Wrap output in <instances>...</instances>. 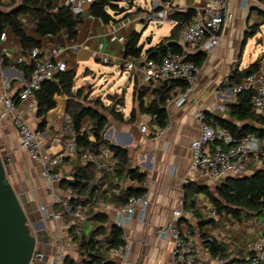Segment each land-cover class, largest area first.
Returning <instances> with one entry per match:
<instances>
[{
    "label": "crops",
    "instance_id": "0c3cea01",
    "mask_svg": "<svg viewBox=\"0 0 264 264\" xmlns=\"http://www.w3.org/2000/svg\"><path fill=\"white\" fill-rule=\"evenodd\" d=\"M156 1L159 0H154L153 5ZM15 2L14 7L18 6L21 0ZM171 2L175 13L189 11L194 13L201 9L208 0H172ZM4 3L8 4L9 2ZM89 8L84 11L85 19L79 26L76 40L70 39L67 30H63L55 36H40L33 17L28 13L21 14V21L25 31L31 37L41 41L40 46L44 48L57 46L64 49V59L68 63V71H73L76 74L74 91L84 87L87 82H98L94 85L93 91L87 90L86 93H89L90 99L103 96L101 97L103 103L106 106H111V109L105 112L108 118L104 129L105 139L126 148L132 166L146 175L142 185L146 189L144 194L149 200V205L145 212L138 208L132 219L122 228L123 235L131 243L128 254L129 264H171L172 236L170 234L158 235L159 230L171 221L178 223L179 227L191 236L198 247L204 246L206 238H216L227 245V256L244 255L248 252L250 244L264 235V224L259 220L254 225L227 214L212 216L213 205L209 197L204 192L197 193L192 189L195 186H209L212 190V185L216 186L219 182H213L207 176L194 174L191 171V143L200 135V125L196 119V113L199 110L207 112L215 120L218 118L230 119L235 124L242 125L241 122L231 118L229 114L228 109L236 101L237 96L230 93L226 84L230 80L234 81L232 77L235 70H243L255 61L246 62L243 60V56L250 41L257 37V43L263 47L258 58H261V70H264V39H262L264 5L260 0H232L233 19L224 25L219 46L210 52L200 48L194 53V55L203 53L205 58L199 66L198 78L193 84L189 96L182 104H179L177 99L183 92L178 89V93L166 103L168 123L165 132L161 135L158 134V129L161 127L155 123V117L149 112L140 111V105L135 101L136 89L142 86L149 87L150 90L144 97V103L150 107L154 97L153 89L158 86L142 80L134 72L125 68L126 61L136 59L133 56L126 57V44L133 32L141 34L140 45L143 47L141 57L147 56L146 51L149 48L154 47L162 38L170 35L176 24L175 20L171 18L172 21L160 22L153 26V29L156 30L167 23L169 25L167 35L156 38L152 33L145 37L143 31L148 24L144 21V15L147 10L140 13L139 10L142 8H135L134 3L129 6V11L123 15L114 16L116 19L109 23L89 15L86 12ZM0 9L5 10L3 7ZM252 24L259 25L258 32L253 37L246 38ZM5 29L8 37L1 43L0 49L12 62L15 58L23 55L22 42L11 27ZM179 43L182 46L181 32ZM100 56L110 57V62L106 63L110 65V69L102 70L92 65L94 60L103 62ZM116 69L120 74H124V72L129 74L125 88L112 92L110 86L105 90V85L109 83ZM27 79L23 70L17 68L16 65L4 67L0 74V91L8 84L9 95L16 97ZM102 79L105 80V83L100 85L99 82ZM114 94H119V99L124 98V105L117 104V101L112 102L110 96ZM67 100L68 97L64 94L55 95L56 107L50 110L45 117H38L35 97L27 101H18L16 104L17 109L25 113L27 121L34 129L48 132L44 146L52 153L60 151L63 147L62 136H50L49 132L52 129L61 128L62 135H65L61 124L67 116ZM31 101L34 102L35 109L27 111V105ZM221 103H224L227 108L225 112L217 110L218 104ZM133 111L134 117L131 119ZM115 113H122L123 120L117 119ZM83 123L89 128L91 126L90 118L87 117ZM41 125L43 129H40ZM144 128L147 130L145 131ZM0 148L8 162L9 178L19 192L27 198L30 212L35 220L38 221L40 216L38 209L40 203H49L53 197L58 195L71 197L70 188L62 182L51 184L41 177V165L19 145L11 116L0 118ZM72 160L64 162L59 167L63 180L72 178L74 172ZM262 166L263 161L255 162L245 174L250 175L256 168ZM99 173H97V183H99ZM186 180L189 181L186 182ZM110 181L111 179L108 177L101 192L93 197L92 205L94 213H102L107 217L105 224L107 229L117 226L118 209L121 207V201L117 195H120L123 189L141 185L124 176L113 178V185L108 186ZM87 208L89 212L90 209ZM176 209L183 210V216L180 219L174 217L173 212ZM100 223V221L86 217L81 220V228L88 234ZM42 230L48 235L44 242L47 259L43 264H49L50 256L55 254L58 248L57 231L54 222H48ZM69 255L76 261L85 258L80 255L78 246L74 242Z\"/></svg>",
    "mask_w": 264,
    "mask_h": 264
},
{
    "label": "built area",
    "instance_id": "2783aa9c",
    "mask_svg": "<svg viewBox=\"0 0 264 264\" xmlns=\"http://www.w3.org/2000/svg\"><path fill=\"white\" fill-rule=\"evenodd\" d=\"M2 1L10 2V0ZM63 2L73 12L81 13L96 0H64ZM260 2L264 5V0H260ZM173 13L175 12L171 1L159 0L154 3L151 10L146 12L144 21L148 25L151 22L159 24L160 22L172 21L170 16ZM232 19V0H208L201 9L192 13L188 20L181 23L182 48L180 52H168L160 61L142 56L135 60L126 61L124 66L142 80L152 82L156 86L168 78L185 80L187 87L177 99L178 103L182 104L192 91L199 73V65L191 56L200 48L210 52L219 46L222 29ZM7 37L6 29L0 24V45ZM31 57L34 60L32 72L17 96L9 95L8 84L0 91V118L11 116L12 125L18 135L19 145L29 153L33 160L41 165V177L51 184L61 183L63 175L59 167L66 159L79 160L83 163L96 162L100 172L98 178L102 176L103 172L113 171L116 160L111 150L103 148L100 153L87 152L81 155V149L78 148L74 136L67 138L62 149L56 153L49 152L45 148L44 142L48 132L34 129L27 121L25 113L17 109L16 104L18 101H27L33 98L43 82L67 72L69 67L64 59V49L57 46L50 48L35 46L31 50ZM7 58V55L0 49V74L3 72V65ZM100 58L105 63H109L111 60L109 56H100ZM12 62L15 64L23 63L24 56H19ZM226 86L234 96L246 90L252 91L253 109L256 113L264 115V70L260 69L250 73L240 81L230 80ZM34 109V102H29L27 111ZM217 110L225 112V104H218ZM196 119L200 125V135L191 143L190 169L194 174H203L213 182H220L228 176H242L255 162H262L264 136L248 133L242 138H236L228 129L223 128L215 118L202 110L197 111ZM64 122L67 132L73 134L71 122L67 116L64 118ZM165 129L166 127L159 128L158 134H163ZM144 130L146 131L147 128ZM188 181L186 180V182ZM148 205L149 200L145 194L131 195L127 202L118 209L117 226L123 228L132 219L138 208L145 212ZM38 209L40 213L38 222L45 226L48 222H54L58 234V248L56 253L50 256L49 264H66L73 243L71 230L76 220L85 218L88 208L82 204H78L74 208L70 203L69 196L58 195L53 197L49 203H40ZM216 213V208L213 206L212 216L217 215ZM65 214L69 220L65 219ZM173 214L175 219H180L183 216V210L176 209ZM30 225L32 230L37 231L34 223H30ZM166 234H170L173 240L171 264H262L264 262V235L251 243L248 252L244 255L227 256L214 255L210 247L205 245L198 247L191 236L183 231L175 221H171L158 232L159 236ZM122 238L121 244L106 247L112 264H129L128 254L131 243L125 235ZM65 239H68V242H65ZM85 258L89 259L90 257L85 255ZM46 259L47 253L36 247L29 264H43Z\"/></svg>",
    "mask_w": 264,
    "mask_h": 264
},
{
    "label": "trees",
    "instance_id": "16d2710c",
    "mask_svg": "<svg viewBox=\"0 0 264 264\" xmlns=\"http://www.w3.org/2000/svg\"><path fill=\"white\" fill-rule=\"evenodd\" d=\"M16 0H13L15 2ZM64 0H21L18 6L14 7L13 2L4 3L0 0V24L3 28L11 27L14 33L21 39L24 62L15 64L7 58L3 65L14 66L23 70L25 77L29 78L33 67V58L31 50L35 46H40L41 41L31 37L24 29L21 14L28 13L33 17L37 32L40 36H55L63 30H67L70 39L76 40L79 33V26L84 22L85 12L75 13L71 8L64 4ZM130 0H96L86 11L89 15L100 18L103 22L109 23L116 18L113 12L120 10L121 5ZM172 1V0H162ZM193 12L187 13L176 12L171 14L175 20L169 36L164 37L154 47L146 51V55L156 61H160L168 52H180L181 44L179 36L181 32V23L188 20ZM264 14V13H263ZM259 25L252 24L246 38L253 37L258 32ZM141 34L133 32L126 44V57L133 56L140 58L143 47L140 45ZM192 59L200 66L204 61L203 53L193 54ZM261 69V58L259 57L247 68L235 70L233 79L240 81L250 73ZM76 74L73 71H67L59 74L56 78L47 80L42 83L41 87L35 92L34 97L37 101L38 117H45L46 114L56 107L55 95L64 94L68 97L66 114L70 119L72 133L67 132L64 127L65 135L62 140L65 141L70 136H74L81 155L87 152L100 153L103 148H108L114 153L116 165L113 171L103 172L98 178L99 170L94 161L86 163L79 160H72L74 172L72 178L65 179L62 184L71 190L70 203L76 208L78 204L89 207V212L85 218L100 221V225L86 234L81 228V220H76L71 230L72 240L78 246V251L83 258L80 261L74 260L68 255L66 264H112V259L108 254V245H118L123 242V230L118 226H112L107 229L105 226L107 217L102 213H94L92 208L93 197L101 192L102 186L111 179L108 186H112V179L122 176L137 181L141 185L131 186L123 189L117 198L120 199V205H124L131 195H142L146 189L142 185L146 175L140 173L137 168L133 167L126 148L113 144L104 137V129L108 123L105 112L111 109L106 106L100 97L89 98L84 87L74 91ZM187 82L179 78H168L160 86L153 89V100L150 107L144 103V97L150 90L149 87L142 86L136 89L135 101L140 105V111L151 113L155 117V123L160 127H166L167 109L166 103L177 93L184 92ZM253 92L250 90L243 91L237 95L236 101L228 109L231 118L241 122L239 126L230 119L218 118L216 121L225 129H228L236 138H242L248 133H256L264 136V115L258 114L253 109L252 104ZM112 102L124 105V98L112 95ZM94 104V105H93ZM227 110V108H226ZM89 117L91 126L88 128L84 125V120ZM115 117L123 120L122 113H115ZM134 117V111L131 119ZM251 123V124H250ZM43 129V126H40ZM70 161L66 159L65 162ZM263 166L256 168L250 175L228 176L221 180L214 190L209 186H195L193 192H204L210 199L212 205L216 208L217 214H227L239 220L256 217L264 224V155ZM67 220L69 217L65 214ZM204 245L210 247L214 255H227L228 247L216 238L205 239ZM264 264V262L262 263Z\"/></svg>",
    "mask_w": 264,
    "mask_h": 264
},
{
    "label": "water",
    "instance_id": "95a60500",
    "mask_svg": "<svg viewBox=\"0 0 264 264\" xmlns=\"http://www.w3.org/2000/svg\"><path fill=\"white\" fill-rule=\"evenodd\" d=\"M133 3L130 0L121 5L113 15H123ZM32 217L27 198L9 178L8 162L0 148V264L30 263L38 243L37 234L45 227ZM32 220L37 234L32 232Z\"/></svg>",
    "mask_w": 264,
    "mask_h": 264
},
{
    "label": "rangeland",
    "instance_id": "374dc122",
    "mask_svg": "<svg viewBox=\"0 0 264 264\" xmlns=\"http://www.w3.org/2000/svg\"><path fill=\"white\" fill-rule=\"evenodd\" d=\"M11 2H13V0ZM153 2H154V0H134V7L135 8L136 7H141L142 9H140L139 12L142 13V12H144V10H147V11L151 10L153 8ZM13 3L15 4L16 2H13ZM154 25H155V23L151 22L147 26V28L143 31V35L145 37L150 36L152 33L155 34L156 38H159L162 35H167L168 34V30L167 29H168L169 25L167 23H165V25L162 28H159V29H156V30L153 29ZM263 32H264V27H263ZM262 34H263L262 35V39H264V33H262ZM257 38H254L253 40L250 41V43H249V45H248V47L246 49V52H245V54L243 56V60L244 61H246V62L254 61L261 54V52L263 50V47H262L261 44L257 43ZM92 65L96 66V67H98V68H100L102 70L110 69V65L106 64V63H103L102 61H95L94 60V61H92ZM128 76H129L128 72H124V74H120L118 69H116V71L114 72V75L111 77L109 83L107 85H105L104 89L106 90V88H109L111 86L112 87L111 91L114 92L115 90H118L120 88L121 89L125 88V83L128 80L127 79ZM96 83H98V82L97 81H95L93 83L87 82L86 85L84 86L85 91H87V90H90L89 92L93 91V89L95 87L94 85H96ZM104 83H105L104 79H102L99 82L100 85L104 84ZM114 95L119 96V94H114ZM101 97H103V96H101ZM126 97L128 99L129 93H128V95ZM61 127H63V128L65 127V122L64 121L62 122ZM60 129H58V130L52 129L51 132H49L50 136H55V135L63 136L62 135V131ZM215 188H216V186L212 185V191L213 192H214ZM32 219H34V217H32ZM240 221L250 222L251 224H254V225L259 222V220L256 217H252L250 219L243 218ZM32 223H33V220H32ZM32 232L34 234H37V231L34 230V229L32 230ZM37 237H38L37 247L39 249H41V250H44V242L47 240V237H48L47 233L44 230H42V231L39 232V234H37ZM56 241H59L58 234L56 235ZM65 242H68V239H65Z\"/></svg>",
    "mask_w": 264,
    "mask_h": 264
}]
</instances>
